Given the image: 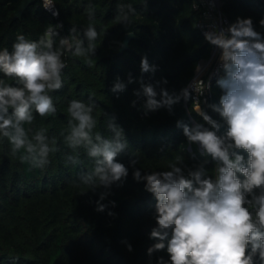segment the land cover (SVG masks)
<instances>
[{"label":"trees","instance_id":"1","mask_svg":"<svg viewBox=\"0 0 264 264\" xmlns=\"http://www.w3.org/2000/svg\"><path fill=\"white\" fill-rule=\"evenodd\" d=\"M22 0H0V49L8 48L18 34L38 40L49 25L56 27L59 38L67 37L74 27L77 34L91 23L98 33L95 52L89 56H64V87L52 93L57 112L55 116L36 118L34 131L45 129L49 138H55L59 151L50 153V163L43 169L31 168L22 163L19 154L13 156L6 139H0V264H157V258L168 260L166 250L149 257L147 249L157 241L150 239L155 227L153 219L154 197L144 191V183L133 179L131 160L141 174L169 170L170 163L183 157L184 165L192 167L202 162L195 144L192 153L187 152L183 129L176 126L178 120L188 125L202 123V118L192 111V102L181 100L171 113L161 108L145 113V98H137L140 78L145 84L166 79L170 93H179L186 87L201 59L209 56L210 44L195 27L198 13L192 8V0H54L58 16L54 17L34 0L15 17ZM221 9L230 24L237 18H251L254 28L264 38V0H220ZM131 4L135 13L129 21L117 20L120 6ZM95 12L93 21L88 19V9ZM134 37L129 47L118 54L126 33ZM85 40V47H87ZM147 56L149 64L156 66L155 73H142L141 58ZM129 74L133 80L128 83ZM120 78L125 83L123 92L111 91ZM0 79H5L0 74ZM8 83H14L7 80ZM159 92L160 88L156 89ZM221 89L216 81L211 86V97L204 108L214 119L218 114L207 107L219 102ZM159 99V96L157 97ZM78 99L94 103L97 128L106 135L109 117H115L125 133L128 148L117 160L129 169L122 185L113 184L111 194L102 203L108 205L104 212H97L96 201L103 188L95 192L80 183L82 172L91 171L93 161L83 149L79 150L81 163L73 165L68 160L73 155L63 140L67 133V106ZM133 101H136L133 105ZM106 114V115H104ZM221 123H223L221 121ZM206 127H208L206 125ZM226 131L222 126L220 133ZM245 155L246 153H241ZM214 174V164L206 165ZM115 201V207L109 203ZM108 211L115 213L109 216ZM131 244L132 251L127 245Z\"/></svg>","mask_w":264,"mask_h":264},{"label":"clouds","instance_id":"2","mask_svg":"<svg viewBox=\"0 0 264 264\" xmlns=\"http://www.w3.org/2000/svg\"><path fill=\"white\" fill-rule=\"evenodd\" d=\"M53 6L54 0H43L46 10ZM126 7L127 12L125 6L119 8L117 20L121 23L129 21V14L135 13L131 4ZM94 15L89 8V21H93ZM259 24L264 27V19ZM56 27L60 26L49 25L38 40L18 34L11 51L6 47L0 49V74L5 78L0 79V139L8 141L13 156L19 154L22 163L36 169L45 168L50 163V153L59 148L45 129L34 131L28 126L33 124L36 114L42 118L55 116L57 108L51 94L64 87L65 54L89 56V52H95L94 42L100 35L91 23L83 36L73 27L69 36L59 38L57 47ZM204 39L219 52L216 83L221 94L218 104L207 107L220 120L202 108L197 98L192 111L203 122L188 125L178 120L176 126L183 129L190 145L199 146L205 159L188 167L183 157H177L176 163L169 164V170L143 175L135 168L137 161H130L133 179L143 182L144 191L155 200L156 226L150 239L157 242L147 253L151 257L166 250L168 260L160 256L157 264H264V38L255 30L251 18L238 17L226 28L214 26L206 31ZM140 68L142 73L157 70L146 55L141 58ZM205 71L207 68L197 65L192 83L179 93L160 87L161 83H168L166 79L145 84L141 77L140 90L134 95L145 98L146 114L161 108L171 113L181 100L192 99V91L199 97L211 87L210 81L206 83L200 78ZM132 82L129 74L128 83ZM125 89V83L118 77L111 91L118 93ZM94 109V103L70 100L68 129L62 135L64 144L74 153L67 157L71 164L81 163V149L93 161L92 170L82 172L79 180L94 192L105 189L95 202V210L104 212L108 205L102 201L111 194V186L122 185L129 175L128 167L117 160L128 143L115 117L107 119L106 129L111 135L94 131L98 124ZM224 125L226 131L218 134ZM209 158L214 164V174H209L206 167ZM109 203L115 207V201ZM108 215L115 213L108 211ZM127 248L132 251L131 244Z\"/></svg>","mask_w":264,"mask_h":264},{"label":"built area","instance_id":"3","mask_svg":"<svg viewBox=\"0 0 264 264\" xmlns=\"http://www.w3.org/2000/svg\"><path fill=\"white\" fill-rule=\"evenodd\" d=\"M39 1L41 6L43 7V0H39ZM192 8L194 11L198 13V17L195 22V27L203 38H204V33L206 31L212 30L214 26L217 29H220V28H226L229 25H231L227 16L223 13L221 9L220 0H192ZM43 9L46 10L44 7ZM46 11L54 17L58 16V15H53V12L58 13L55 2L53 8ZM57 26H61V23L59 22ZM218 55H219L218 50L210 45L209 56L206 59L199 60L197 64L202 66V68H207V71H205L200 78L204 79L206 83L210 81L211 86L213 82L218 79V75L216 74L217 69L219 68V64L217 62ZM219 75H223V73L220 72ZM195 76H196V68L193 76L188 80L186 87H188L192 83ZM190 91L192 90L190 89ZM210 97H211V87L209 89H206L203 95L199 97H197V94L194 91H192V99L190 100L193 103V101L198 98L200 100L202 107L203 105H206L205 100L208 103ZM192 123L194 124L193 120Z\"/></svg>","mask_w":264,"mask_h":264},{"label":"water","instance_id":"4","mask_svg":"<svg viewBox=\"0 0 264 264\" xmlns=\"http://www.w3.org/2000/svg\"><path fill=\"white\" fill-rule=\"evenodd\" d=\"M33 2H34V0H22L19 3V5L17 6L16 12H15V17L20 18L23 11L25 10V8ZM129 33H131V35ZM133 37H134V34L132 32H128L125 34L124 39L121 43V45H123V47L120 45L119 50H118V54H121V53H123V51L128 49L129 41Z\"/></svg>","mask_w":264,"mask_h":264},{"label":"rangeland","instance_id":"5","mask_svg":"<svg viewBox=\"0 0 264 264\" xmlns=\"http://www.w3.org/2000/svg\"><path fill=\"white\" fill-rule=\"evenodd\" d=\"M197 150L199 151V146L198 145H195ZM187 152L189 153H192L193 154V151H192V148H191V145L189 143L186 144V148ZM200 152V151H199Z\"/></svg>","mask_w":264,"mask_h":264}]
</instances>
